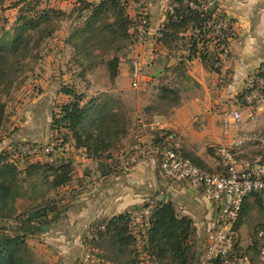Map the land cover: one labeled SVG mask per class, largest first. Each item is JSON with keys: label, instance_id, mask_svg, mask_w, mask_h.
Masks as SVG:
<instances>
[{"label": "crops", "instance_id": "1", "mask_svg": "<svg viewBox=\"0 0 264 264\" xmlns=\"http://www.w3.org/2000/svg\"><path fill=\"white\" fill-rule=\"evenodd\" d=\"M78 1L65 2L74 5L78 4ZM217 1L219 13L230 19L232 23L228 45L224 52H220L221 47H217L215 40H209L205 45L210 53H215V49L219 51L220 72L206 67L199 56L190 59L189 49L182 48L180 42H176L173 49L165 46L159 40L157 33L168 21L170 1L148 0L150 32L141 36L135 30V26L131 28V32L135 35L133 43L135 57H140L143 61L144 81L148 82L152 79L149 73L155 72L159 61L162 59L174 61L173 58L180 55L182 71L178 69L174 74L180 77L177 84L187 95L179 103L172 105L166 113L153 112L155 108L153 104L157 105V101L152 99V95H148L145 87L138 91L137 99L122 95L121 98L133 124L128 128V134L123 138L119 149L107 151L103 156L93 158L83 148L76 147L75 140L70 138L51 156L43 157L38 161H16L10 156V160L22 170L20 179L25 182L24 187L29 180L32 178L36 180L39 176V180H43L48 189L54 192L58 205L60 206L61 202L66 204L64 207L60 206L62 213L59 219L50 229L39 234L51 238L55 251L68 252L74 256L81 253L84 256L86 249L90 247L87 237L94 230L104 228L103 225L112 217L126 213L130 207L142 205L155 207L160 202H172L180 217L188 216L193 219L194 229L190 240L191 264H203L202 252L208 231L217 214V205L207 200L188 180L168 179L162 171L160 156L156 153L138 157L128 169L122 167V162L124 158L127 159L133 154L132 147L138 137H141L145 144L155 148L177 141L180 155L188 159L197 157L205 168L213 171L220 170L215 147L231 139H245L244 151L248 156L262 154L264 92L255 94V90L250 87V81L261 77L260 69L264 66V0ZM131 6L133 9L129 10V13L135 18L138 9L133 4ZM60 8H64V5L62 4ZM190 34L191 32H188L185 36L188 38ZM180 47L183 49L181 53L178 50ZM169 65L172 63H168L167 66ZM48 86V83L44 85V87ZM51 90L53 89L33 100V103H38L37 111L40 116L36 118L26 113L27 118L22 117L24 121L20 124L14 123L12 130L17 131H14L10 138H3L1 131L0 153L4 150V146H7L6 150H8L13 142L22 139L51 142L53 114L47 112L46 107L55 100L61 104L70 100V96L62 91L53 94ZM244 92L245 96L252 94L259 100L252 105L243 104L240 99ZM22 105L26 106V103ZM59 105L54 109H58ZM225 109H238L242 113L241 121L228 135L222 130V112ZM142 119L158 120L164 127L144 129L140 123ZM108 152L111 153V157H107ZM35 162L54 165L71 163L72 178L57 189L51 188L43 173L32 177L25 173V168ZM243 206L245 216L241 226L236 229L237 254L248 255L239 252L242 246L240 234L247 219L253 217L251 242L241 251L246 252L247 247L264 231V206L258 194L248 196ZM97 240L99 243H108L105 239ZM97 240H94L95 246ZM101 247L103 246H98L99 249H103ZM258 251L259 249L252 259L255 264L259 262ZM114 258H109L110 263L115 264Z\"/></svg>", "mask_w": 264, "mask_h": 264}, {"label": "trees", "instance_id": "2", "mask_svg": "<svg viewBox=\"0 0 264 264\" xmlns=\"http://www.w3.org/2000/svg\"><path fill=\"white\" fill-rule=\"evenodd\" d=\"M4 1L0 0L2 3ZM27 1L31 0H18L13 6L18 7L26 4ZM78 2L77 10L80 16L84 11H89V14L85 16L83 25L74 29L68 42L79 48L84 54V59L92 61L84 64L86 68L95 65L93 62L97 58L95 56L97 50L103 48L109 52L104 60L110 76L114 78L117 76L120 63V57L116 52L127 42L133 44L135 41L131 28L135 26L136 21L128 11L127 1L79 0ZM45 10L42 9L39 14L24 20L20 27L22 32L27 28H38L43 22L51 20V14ZM51 11L57 15L65 14L61 9L53 8ZM211 22H213L212 15L192 9L181 0L175 6L174 12H168V21L160 30L159 40L169 49H173L176 42L184 41L186 46L183 47L189 49L190 59L199 56L206 67L220 72L219 51L215 49V53H210L205 45L209 40H215L217 47L220 48L226 39L217 41L212 37ZM188 32L191 34L187 38L185 34ZM230 34V31H227L226 38ZM21 41L22 33L18 32L12 40L6 42L7 45L0 44V133L6 120V84L9 82L10 72V68H7L8 59L5 52L18 49ZM220 52L224 50L220 49ZM61 91L70 96V100L59 105L57 111L53 113L52 139L66 144L72 138L76 147L83 148L93 158L101 157L105 152L114 151L117 147L120 148L123 138L128 134V128L119 107L118 109L116 107L115 100L111 102L104 99L98 102L92 98L84 103L83 95L77 93L75 88L63 86ZM166 98L178 101V90L163 86L159 100L162 102ZM111 156V153L107 154V157ZM190 160L203 169L213 172L205 168L197 157H192ZM72 169L71 163L54 165L35 162L25 168V173L29 177L43 173L51 188L57 189L71 180ZM21 173L22 170L17 164L10 160L8 150L2 151L0 153V220L3 223L7 220H15L18 225L12 233L6 225L0 227V264H32L29 259L28 237L47 231L62 213L56 198L44 199L32 205L34 207L27 211H22L18 203L24 197L25 182L20 179ZM244 216L243 206L235 229L241 226ZM193 224L192 218L178 215L172 202H160L153 207L151 223L144 235L142 249H139L137 239L131 231L127 212L112 217L103 225L104 228H98L96 232L97 238L108 241L116 255L114 260L119 256L129 255L132 259L128 264H139V257L144 254L148 264H191L190 240ZM256 241L257 239L246 249V254L251 259L257 254L260 246Z\"/></svg>", "mask_w": 264, "mask_h": 264}, {"label": "rangeland", "instance_id": "3", "mask_svg": "<svg viewBox=\"0 0 264 264\" xmlns=\"http://www.w3.org/2000/svg\"><path fill=\"white\" fill-rule=\"evenodd\" d=\"M17 1L5 0L3 3L0 2V44L7 45L6 42L12 40L18 32L22 33V41L18 49L5 52L8 59L7 68H10V72L8 73L9 82L6 84L7 106L6 120L2 129L3 138H10L12 133L17 131L12 130V127L14 123L20 124V122L24 121L22 117L27 118L26 113L36 118L38 115H41L37 111L39 107L38 103H33V100L50 89H53L51 90L53 94H57L63 86L75 88L77 93L83 95L84 103H87L92 98H95L98 102L104 99L111 102L117 100L115 102L117 104L116 107L117 109L119 107L122 116H124L123 121L127 123V128L133 122L130 120L129 111L124 104V100L121 98L123 97L122 95L137 99L138 91L145 87L148 95H152L153 98H151L157 101V105L156 103L153 104L155 107L153 108V112L163 113L168 112L172 105L179 103L187 95L177 84L180 77L174 74L176 70L182 68L179 61L180 55L175 56L173 58L174 61H163V59L159 61L155 72H148L152 79L148 82L143 81L141 88L136 89L131 85L132 60L136 56L131 42H127L122 46L121 50L116 52L120 57V63L117 76L114 78L110 76L104 60V57L109 52L103 48L97 50L95 52L97 58L93 62L95 65L92 68H86L84 64H89L92 61L84 59V54L79 51V48L74 46L73 43L68 42L74 29L77 26L81 27L85 16L89 14V11H84L82 16H80V12L77 10L79 3L71 5L70 2H65L68 0H31L27 1L26 4L14 7L13 5ZM126 1L128 11H131L133 7L130 0ZM62 4L64 8H60ZM53 8L61 9L65 11V14H54L51 11ZM42 9H46L45 11L51 14V20L43 22L38 28H27L22 32L20 27L23 21L29 20L35 14H39ZM181 44L182 48H185L183 46H186V43L183 41L180 42V46ZM180 48L178 50L181 53L183 49ZM170 62L172 65L167 66ZM46 83L49 84L48 87H44ZM163 86L177 89L179 100L173 101L166 98L161 102L159 95ZM244 97L245 92L242 94L240 101L243 104H248ZM257 100L259 99L254 98L253 103ZM24 103H26V106L22 105ZM59 104L61 102L57 100L53 104H48L46 107L47 112L53 114L57 111L54 108H57ZM40 143L47 144L43 141ZM3 149L6 150L7 146H4ZM8 151L10 150L8 149ZM261 153L264 155V148ZM23 191L24 197L18 202L22 211H27L34 207L32 205L42 202L44 199L55 198L54 192L48 189L43 180H39V176L36 180L35 178L29 180L25 184V187L23 186ZM65 205V203H60L61 207ZM253 223L254 218L250 216L244 224V229H242V234H240L242 243V246L239 248L240 253H246L241 251L251 242ZM4 225L12 233L18 223L15 220H7L4 223L0 220V227ZM95 233L96 231L94 230L90 235H95ZM259 237L261 238L260 235ZM259 237H256L257 244L261 240ZM27 241L30 247L29 259L32 264H112L109 258L116 256L108 243H99V240H97L95 246L94 241L92 242L89 236L87 237V243L92 247L91 249L90 247L86 249L87 251H85L84 256L81 253L74 256L68 252L55 251L49 236H29ZM98 246H103L101 247L103 249H99ZM204 249L202 252L203 258ZM190 253H192V250ZM131 259L129 255L119 256L118 259H115V264H128V261H131ZM139 261V264H148L144 254H141ZM198 262L200 261L198 260Z\"/></svg>", "mask_w": 264, "mask_h": 264}, {"label": "built area", "instance_id": "4", "mask_svg": "<svg viewBox=\"0 0 264 264\" xmlns=\"http://www.w3.org/2000/svg\"><path fill=\"white\" fill-rule=\"evenodd\" d=\"M168 12H174L175 6L181 0H169ZM192 9L204 14L212 15V37L217 41L226 39L221 44L224 51L227 48L225 33L231 31L232 23L223 14L219 13L217 0H182ZM131 5L137 7L135 14V30L144 36L150 32L148 16V0H130ZM157 36H161L158 31ZM261 77L250 81V87L254 93L263 94L264 90V66L260 69ZM145 79L143 61L140 57L132 60L131 85L139 89ZM252 94L245 96L246 102L253 104ZM57 110V109H56ZM242 113L238 109H225L222 112V130L228 135L233 127L239 124ZM144 129L148 127L163 128L158 120L140 121ZM132 147L133 154L123 160L122 167L128 169L138 157L150 153L160 156L161 168L164 175L172 181L188 180L191 185L199 189L204 197L217 205V214L206 238L203 264H255L248 255L237 254L238 232L235 224L241 214L244 200L253 194L262 198L264 206V155L256 154L248 156L244 151L245 139H231L225 144L215 147V154L219 160L220 170L207 171L193 163L190 159L179 153L178 142L174 141L164 147H153L145 144L141 137L136 138ZM261 142L264 144V137ZM61 141L51 139L47 144L38 141L22 139L13 142L9 155L16 161H38L43 157L51 156L57 149L63 147ZM153 207L149 205L134 206L127 210L130 220V228L137 239L139 249H142L143 238L150 226ZM261 243L258 251V264H264V231L261 232ZM92 242L97 238L90 235ZM92 246H90L91 249ZM89 249V251H90ZM88 251V252H89ZM89 255V254H88Z\"/></svg>", "mask_w": 264, "mask_h": 264}]
</instances>
